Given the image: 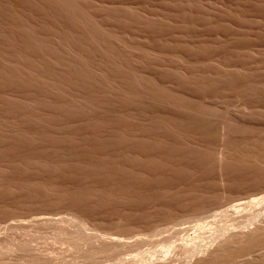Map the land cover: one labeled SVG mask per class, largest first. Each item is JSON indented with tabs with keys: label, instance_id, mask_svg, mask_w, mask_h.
Returning a JSON list of instances; mask_svg holds the SVG:
<instances>
[{
	"label": "rangeland",
	"instance_id": "1",
	"mask_svg": "<svg viewBox=\"0 0 264 264\" xmlns=\"http://www.w3.org/2000/svg\"><path fill=\"white\" fill-rule=\"evenodd\" d=\"M0 264H264V0H0Z\"/></svg>",
	"mask_w": 264,
	"mask_h": 264
},
{
	"label": "bare ground",
	"instance_id": "2",
	"mask_svg": "<svg viewBox=\"0 0 264 264\" xmlns=\"http://www.w3.org/2000/svg\"><path fill=\"white\" fill-rule=\"evenodd\" d=\"M250 207V206H249ZM252 207V206H251ZM243 235V234H242Z\"/></svg>",
	"mask_w": 264,
	"mask_h": 264
}]
</instances>
